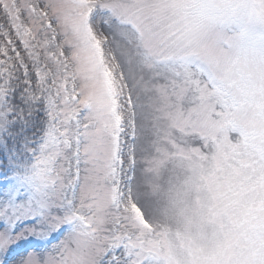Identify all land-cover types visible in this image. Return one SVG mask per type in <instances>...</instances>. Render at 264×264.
I'll return each instance as SVG.
<instances>
[{
    "label": "snow or ice",
    "instance_id": "obj_1",
    "mask_svg": "<svg viewBox=\"0 0 264 264\" xmlns=\"http://www.w3.org/2000/svg\"><path fill=\"white\" fill-rule=\"evenodd\" d=\"M0 264H264V0H0Z\"/></svg>",
    "mask_w": 264,
    "mask_h": 264
}]
</instances>
